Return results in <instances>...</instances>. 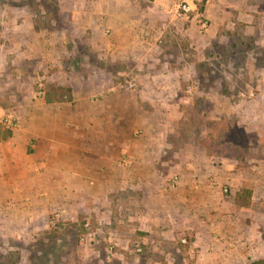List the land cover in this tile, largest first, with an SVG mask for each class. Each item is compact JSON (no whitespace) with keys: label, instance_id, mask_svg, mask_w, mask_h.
<instances>
[{"label":"rangeland","instance_id":"1","mask_svg":"<svg viewBox=\"0 0 264 264\" xmlns=\"http://www.w3.org/2000/svg\"><path fill=\"white\" fill-rule=\"evenodd\" d=\"M90 1L0 0V114L18 112L14 97L28 88L38 94L40 88L45 92L56 86L58 69L65 73H75L73 67L82 73L124 69L116 81L132 79L138 89L137 75L163 72L171 80L152 85L168 86L174 92L169 98L174 106L162 107L168 122L152 133L167 143L163 152L175 169L167 177L169 187L177 188L185 177L206 176L229 197L233 185L215 179L224 164L232 168L231 175L244 171L256 181L264 180V0H210L202 7L206 30L198 20L178 18L174 10L181 0H171L167 17H157L154 27L157 36L150 54L155 61L147 59L141 66L132 59L125 64L111 60L114 47L109 51L93 47L111 34L92 32L86 25L84 11ZM210 7L211 14L206 13ZM41 29L49 48L29 53L33 32ZM44 59L51 67H41ZM55 59H60L59 68L51 63ZM152 62L153 67L148 65ZM8 131L0 128V136ZM175 177L177 184L172 185ZM224 187L230 193L225 194ZM248 197V190L237 193L236 200L243 199L238 206L244 207ZM185 216L179 214L176 220L184 223ZM213 230L210 252L217 251L213 244L224 240L222 232ZM11 231L0 225V264H216L214 256H202L203 241L194 242L196 231L158 237L122 223L121 217L114 222L86 210L53 213L49 228L33 237L19 238L16 233L12 237ZM258 261L264 264V251L235 264Z\"/></svg>","mask_w":264,"mask_h":264},{"label":"crops","instance_id":"2","mask_svg":"<svg viewBox=\"0 0 264 264\" xmlns=\"http://www.w3.org/2000/svg\"><path fill=\"white\" fill-rule=\"evenodd\" d=\"M170 3L90 1L84 11L86 25L92 32L111 34L93 47L106 51L114 47L109 58L120 64L129 59L139 66L147 59L154 62L150 54L157 36L154 27L157 17H167ZM33 33L28 52H44L49 48L45 29ZM45 60L41 67H51ZM58 60L51 63L59 68ZM153 62L148 65L153 67ZM73 68L75 73L58 69L53 78L54 85L72 90V102L48 104L45 92L39 96L30 88L14 97L19 128L0 136V225L12 229V237L45 231L55 212L86 210L114 222L121 217L122 223L158 237L196 231L194 242L203 241L202 256H214L216 264H235L264 251V180L256 181L244 171L231 175L232 168L224 164L215 179L233 185L229 197L206 176L185 177L175 189L167 184L175 169L163 152L167 143L152 130L168 122L162 107L174 106L169 102L174 92L152 82H168L169 75L157 71L137 75L141 88L131 91L120 89L116 81L124 69L82 73ZM244 190L250 197L241 207L243 199L236 197ZM179 214H186L184 223L176 220ZM214 228L224 240L211 243L217 251L210 252Z\"/></svg>","mask_w":264,"mask_h":264},{"label":"built area","instance_id":"3","mask_svg":"<svg viewBox=\"0 0 264 264\" xmlns=\"http://www.w3.org/2000/svg\"><path fill=\"white\" fill-rule=\"evenodd\" d=\"M210 3V0H181L178 4L175 6V14L178 18L182 20H198L200 23V27L202 30L207 29V22L204 20V10L202 7L204 5H207ZM120 89L124 90H135L137 88V84L132 79H126L124 80L120 86ZM39 96L44 95V92L39 90L38 92ZM20 125V119L19 114L15 110L3 112L0 114V128L2 129H8V130H16L19 128ZM171 184H177V178H173L171 180ZM223 192L225 194L230 193V190L226 187H224ZM102 222L99 221V225H101ZM54 224V223H53ZM89 222L85 224V228L88 230ZM88 236H92V234H88ZM183 243H186L185 240H183ZM113 248H110V254L112 253ZM140 251V250H139Z\"/></svg>","mask_w":264,"mask_h":264},{"label":"trees","instance_id":"4","mask_svg":"<svg viewBox=\"0 0 264 264\" xmlns=\"http://www.w3.org/2000/svg\"><path fill=\"white\" fill-rule=\"evenodd\" d=\"M46 102L48 104L60 102H72V90L68 87L50 86L46 91ZM262 261L255 262L254 264H262Z\"/></svg>","mask_w":264,"mask_h":264}]
</instances>
